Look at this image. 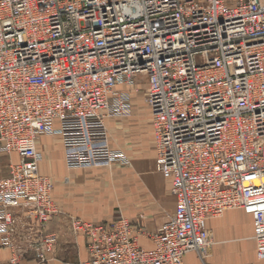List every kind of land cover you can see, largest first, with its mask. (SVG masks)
Returning a JSON list of instances; mask_svg holds the SVG:
<instances>
[{"label": "built area", "instance_id": "1", "mask_svg": "<svg viewBox=\"0 0 264 264\" xmlns=\"http://www.w3.org/2000/svg\"><path fill=\"white\" fill-rule=\"evenodd\" d=\"M143 83L175 211L153 233L66 215L37 140L59 135L69 169L130 164L106 119L129 117ZM2 155L0 264L58 260L56 219L76 252L65 264H184L233 209L264 264V0H0Z\"/></svg>", "mask_w": 264, "mask_h": 264}, {"label": "crops", "instance_id": "2", "mask_svg": "<svg viewBox=\"0 0 264 264\" xmlns=\"http://www.w3.org/2000/svg\"><path fill=\"white\" fill-rule=\"evenodd\" d=\"M120 89L131 90L121 85ZM146 84L132 94L133 111L127 118H107L111 146L122 147L130 164L111 167L69 169L59 135L43 134L37 140L42 154L40 171L54 182L53 197L66 215L88 221H112L119 215L130 219L148 233L155 232L166 215L176 208L170 183L156 169V149L150 110L144 101ZM9 156L2 155L0 177L9 173ZM64 219V218H62ZM214 244L202 258L196 251L185 255L184 264H257L253 219L242 210H227L208 221ZM51 230L60 233L62 248L59 259L45 264H65L76 258L66 237L65 227L56 219ZM142 247L151 248L153 241L139 237ZM83 246V245H82ZM81 256L85 257L82 247Z\"/></svg>", "mask_w": 264, "mask_h": 264}, {"label": "rangeland", "instance_id": "3", "mask_svg": "<svg viewBox=\"0 0 264 264\" xmlns=\"http://www.w3.org/2000/svg\"><path fill=\"white\" fill-rule=\"evenodd\" d=\"M14 158L16 159V156H14Z\"/></svg>", "mask_w": 264, "mask_h": 264}]
</instances>
